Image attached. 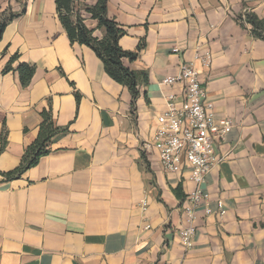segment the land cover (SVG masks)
<instances>
[{
	"label": "crops",
	"instance_id": "0c3cea01",
	"mask_svg": "<svg viewBox=\"0 0 264 264\" xmlns=\"http://www.w3.org/2000/svg\"><path fill=\"white\" fill-rule=\"evenodd\" d=\"M246 13L264 20V0H108L125 31L119 45L140 47L124 64L148 73L133 104L93 48L71 41L56 0H0V20L9 18L0 39V264H264V38L240 19ZM84 17L102 38L98 20ZM207 51L209 66L196 58ZM182 62L199 71L216 116L233 123L200 185L187 167L165 170L153 145L168 96L184 104V84L165 82ZM22 64L35 68L27 84ZM44 113L59 129L49 152L9 178ZM198 187L214 212L196 209L188 248L179 232Z\"/></svg>",
	"mask_w": 264,
	"mask_h": 264
},
{
	"label": "built area",
	"instance_id": "2783aa9c",
	"mask_svg": "<svg viewBox=\"0 0 264 264\" xmlns=\"http://www.w3.org/2000/svg\"><path fill=\"white\" fill-rule=\"evenodd\" d=\"M87 12L82 11L85 16ZM174 51H179L177 48ZM196 58L206 66L212 63V53L197 54ZM167 84H184V104H176V96H168V108L158 117V128L154 146L158 150L161 165L167 171L180 172L184 167L190 169V178L200 185L211 168L217 164L216 143L231 132L233 123L229 118H218L214 105L206 99V90L199 71L193 63L182 62L176 75L165 78ZM147 200L143 208L147 209ZM204 207L206 214L214 212L211 196L198 187L189 195L185 214L188 224L180 230V237L188 247L194 244L197 232L195 213ZM218 213L225 215L227 208L224 200L217 199Z\"/></svg>",
	"mask_w": 264,
	"mask_h": 264
},
{
	"label": "trees",
	"instance_id": "16d2710c",
	"mask_svg": "<svg viewBox=\"0 0 264 264\" xmlns=\"http://www.w3.org/2000/svg\"><path fill=\"white\" fill-rule=\"evenodd\" d=\"M56 2L60 19L71 41H78L93 48L103 60L107 73L116 81L129 87L134 98L133 104H135L139 95L140 85L148 82V73L146 71L138 72L132 70L124 64L125 59L133 61L138 57L140 47L137 51H127L119 45V39L124 35L125 31L108 17V0H97V3L92 6L80 5L78 0H56ZM81 10L88 12L91 18L98 20V26L105 29V35L102 38L93 35L94 29L87 26ZM244 16L240 17V19L251 23L252 32L256 36L264 38V20L259 19L252 13H246ZM8 19L6 17L0 20V39ZM19 69L23 83L27 84L35 72L34 66L22 64ZM44 118L45 121L41 126L38 138L27 148L22 164L8 173L9 178L21 174L25 169L36 164L43 154L49 152L48 143L59 129L54 127L51 116L48 113H44Z\"/></svg>",
	"mask_w": 264,
	"mask_h": 264
},
{
	"label": "rangeland",
	"instance_id": "374dc122",
	"mask_svg": "<svg viewBox=\"0 0 264 264\" xmlns=\"http://www.w3.org/2000/svg\"><path fill=\"white\" fill-rule=\"evenodd\" d=\"M82 5V4H81ZM83 7V6H82Z\"/></svg>",
	"mask_w": 264,
	"mask_h": 264
}]
</instances>
